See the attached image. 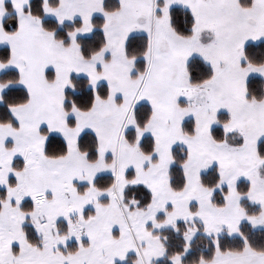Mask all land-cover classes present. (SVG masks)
Returning <instances> with one entry per match:
<instances>
[{"label": "snow or ice", "instance_id": "6c2138e0", "mask_svg": "<svg viewBox=\"0 0 264 264\" xmlns=\"http://www.w3.org/2000/svg\"><path fill=\"white\" fill-rule=\"evenodd\" d=\"M0 264H264V0H0Z\"/></svg>", "mask_w": 264, "mask_h": 264}]
</instances>
